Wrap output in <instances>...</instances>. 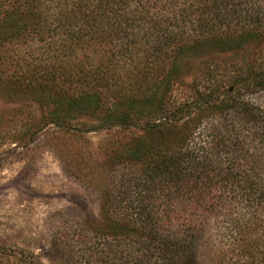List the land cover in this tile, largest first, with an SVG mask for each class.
<instances>
[{
	"label": "trees",
	"instance_id": "16d2710c",
	"mask_svg": "<svg viewBox=\"0 0 264 264\" xmlns=\"http://www.w3.org/2000/svg\"><path fill=\"white\" fill-rule=\"evenodd\" d=\"M0 89L29 140L137 132L70 264H264V0H0Z\"/></svg>",
	"mask_w": 264,
	"mask_h": 264
},
{
	"label": "rangeland",
	"instance_id": "374dc122",
	"mask_svg": "<svg viewBox=\"0 0 264 264\" xmlns=\"http://www.w3.org/2000/svg\"><path fill=\"white\" fill-rule=\"evenodd\" d=\"M250 97L264 108V90ZM12 99L0 89V264H19L20 255L22 264H70L72 224L97 217L110 146L137 132L47 124L29 140L24 131L37 127L23 123L31 108ZM14 114L22 124L10 121Z\"/></svg>",
	"mask_w": 264,
	"mask_h": 264
}]
</instances>
